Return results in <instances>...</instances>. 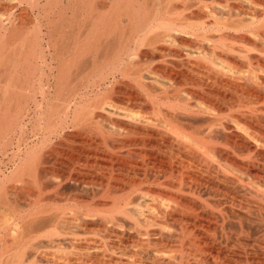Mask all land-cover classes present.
<instances>
[{"label":"bare ground","instance_id":"1","mask_svg":"<svg viewBox=\"0 0 264 264\" xmlns=\"http://www.w3.org/2000/svg\"><path fill=\"white\" fill-rule=\"evenodd\" d=\"M16 1L0 194L34 198L1 220L0 264L58 216L47 264H264V0Z\"/></svg>","mask_w":264,"mask_h":264},{"label":"rangeland","instance_id":"2","mask_svg":"<svg viewBox=\"0 0 264 264\" xmlns=\"http://www.w3.org/2000/svg\"><path fill=\"white\" fill-rule=\"evenodd\" d=\"M2 1V2H1ZM4 1V2H3ZM67 0H65V1H63L62 0V3H63V5L64 4H68L67 2H66ZM69 1V0H68ZM72 0H70L69 2H71ZM8 2V3H7ZM14 2V3H13ZM74 2V1H73ZM0 6L1 7H5V6H8L9 5V3L10 4H12V6H14L15 4L17 5L18 3H17V1L15 2V0H10V2H9V0H0ZM2 3H3V6H2ZM7 4V5H6ZM70 4H72V2L70 3ZM70 4H68V5H70ZM11 6V5H10ZM11 6V7H12ZM27 7V6H26ZM15 9H17V8H20V7H17V6H15L14 7ZM13 8V9H14ZM27 9V13L28 14H26L25 15V17H26V19H25V21L27 20H29V17H30V19L32 20V21H35L36 19V13H38V11H37V8L35 9V10H33L30 6H28V8H26ZM16 13H20V9H18V10H14ZM38 15V14H37ZM33 16V17H32ZM34 16H35V18H34ZM30 21V20H29ZM8 185V184H7ZM16 185H14L13 187H15ZM20 187L21 185H19V184H17V186L16 187ZM8 187L9 188H11V189H8ZM12 185L10 186V184L7 186V188H6V190H2V195L0 194V197H5V198H7L9 201H11L12 202V204H13V202H14V204H15V202H16V204L14 205L13 204V209H14V211H13V209L11 208V209H9V208H5V207H1L0 206V223H1V220H5L6 218L7 219H10V221L12 220L13 222H14V219H15V221H17L16 219L18 218V216H17V214H18V212L20 211V212H22V210H26L27 208H28V206H26V204L28 203L27 202V200H29L30 198H34L32 195L33 194H31L30 192H27V193H24L23 195H17V194H14V191L12 190ZM21 188H23L22 186H21ZM14 189V188H13ZM8 191H10V192H8ZM12 191V192H11ZM4 192H6V194H4ZM29 194V195H28ZM25 195V196H24ZM31 195V196H30ZM18 196V197H17ZM15 198V199H14ZM20 198V199H19ZM23 198H27V200L25 199V200H23ZM29 198V199H28ZM14 199V200H13ZM27 202V203H26ZM1 203V202H0ZM1 205V204H0ZM24 205V206H23ZM15 206L17 207V208H15ZM25 207H26V209H25ZM9 209V210H8ZM17 209V210H16ZM50 211V212H49ZM17 214H16V213ZM23 212H25V211H23ZM48 212H49V216L51 215V217H52V215L54 216V214H56V213H53L54 211L53 210H48ZM52 212V213H51ZM14 213H15V215H14ZM46 213V212H45ZM51 213V214H50ZM62 213V212H61ZM61 213H60V215H61ZM15 216V218H13L14 216ZM57 214H59V212H57ZM26 215H27V213H26ZM25 215V221H26V219H28L27 221H30L29 220V216L27 215L26 216ZM28 217V218H27ZM56 217V216H55ZM60 216H58L53 222L55 223V225H54V223H52L53 225H54V227H56V226H58V228H59V226H60V221H62L63 222V220H62V218L60 217V219L58 220V218H59ZM59 221V223H58V221ZM11 221V222H12ZM55 221H57V222H55ZM30 223L31 224H33V221L31 220L30 222H28V224H27V222H26V224H27V226H26V228H29L30 229V231H28L26 228H25V231L27 230L28 231V233H27V231H26V233H25V231H24V233H25V235L24 236H22V237H25L27 240H29L28 242L30 243H28L27 242V240H25V238H23V241H21L20 243H19V241L18 242H15L14 241V239H13V237H11V236H9V238H8V242H9V239H10V242H9V244H10V246H11V248H9V250H10V254H11V252H13V255H11V256H13V258L9 255V259H10V257H11V259L9 260L10 262L12 261L14 264H15V254H16V252H18L19 250L21 251V249H19L20 247L18 246V244L17 243H19V245L22 243V242H24V244H23V247H26V254L24 255V258H25V260H24V258H23V262H24V264H47L48 262V260H52V259H58L59 258V256L61 255V253H62V251H63V247H62V243H63V240H62V238H59V237H57V236H53V237H47L46 236V233H48V231L49 230H51L50 228H54L53 227V225L51 224V222H49L50 224H51V226L50 227H47V225L49 224H47L46 226L44 225L43 227H39V229L36 231V229H34V227H32L31 225H30ZM58 223V224H57ZM25 224V225H26ZM62 225V224H61ZM49 226V225H48ZM33 228V230H32V228ZM45 227H47V228H45ZM14 227H12V229H13ZM60 228H62V226L60 227ZM11 229V230H12ZM2 229L0 228V231H1ZM10 230V231H11ZM35 230V231H34ZM42 232H41V231ZM41 232V233H40ZM4 233V232H3ZM27 234V235H26ZM36 234V235H35ZM45 234V235H44ZM28 236V237H27ZM1 237V236H0ZM38 237V238H37ZM43 237V238H42ZM32 239H34V240H32ZM61 239V240H60ZM21 240H22V238H21ZM25 240V241H24ZM26 242V243H25ZM22 245V244H21ZM25 245V246H24ZM0 246L2 247V246H4L3 244H1V241H0ZM30 247V248H27V247ZM35 247V248H33V249H35V251H37L36 249H38V253L36 252L35 253V251L34 250H31L32 249V247ZM63 246H64V244H63ZM19 249V250H18ZM30 249V250H29ZM19 251V252H20ZM34 251V252H33ZM34 254H35V256H34ZM36 254H39L38 255V257H36L37 255ZM33 257H32V256ZM41 256H43V260H42V257L40 258ZM37 258V260L36 261H34V258ZM35 258V259H36ZM40 258V259H39ZM39 260H42V261H44V262H42V261H40L39 262ZM45 260H46V262H45ZM34 261V262H33ZM12 262H11V264H12ZM31 262H33V263H31ZM37 262H39V263H37ZM10 264V263H9Z\"/></svg>","mask_w":264,"mask_h":264}]
</instances>
